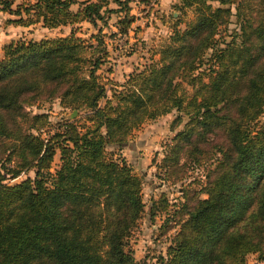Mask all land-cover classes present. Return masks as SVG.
I'll return each instance as SVG.
<instances>
[{
	"label": "trees",
	"instance_id": "16d2710c",
	"mask_svg": "<svg viewBox=\"0 0 264 264\" xmlns=\"http://www.w3.org/2000/svg\"><path fill=\"white\" fill-rule=\"evenodd\" d=\"M129 1L22 0L14 7L16 0H0V11L15 17L9 24L50 29L106 24L105 13H120L118 32L127 33L134 22ZM182 3L193 7L194 20L174 29L159 62L131 73L111 99L96 74L108 54L100 27L91 35L96 45L70 32L2 47L0 143L12 145L8 160L18 157L10 176L33 169L34 177L7 185L0 175V264H139L127 247L144 212L142 180L107 149L172 109L187 118L170 146L174 167L180 156L215 164L206 197L189 201L184 194L183 220L159 264H242L248 254L264 261V127L257 125L264 111V0ZM231 5L239 32L221 42L216 36ZM181 81L192 86L189 97ZM52 99L91 110L92 125L52 124L46 113L26 110ZM55 148L60 164L51 173ZM158 202L167 207L163 197Z\"/></svg>",
	"mask_w": 264,
	"mask_h": 264
},
{
	"label": "rangeland",
	"instance_id": "374dc122",
	"mask_svg": "<svg viewBox=\"0 0 264 264\" xmlns=\"http://www.w3.org/2000/svg\"><path fill=\"white\" fill-rule=\"evenodd\" d=\"M21 2L22 0H16L14 7ZM210 4L213 7L219 6L215 1H211ZM129 6L131 15H134V22L127 33L118 32L116 23L120 13H105L106 24L97 22V26H93L84 21L75 25L50 29L43 27L41 23L29 26L9 24L8 19L15 17L0 11V58L2 47L18 39L38 41L64 37L74 32L75 36L80 37L85 45H96L91 35L97 33V28L100 27L108 54L96 74L100 83L104 85L107 99H111L114 91L122 90L121 84L128 80L131 73L141 71L152 63H158L159 51L169 42L173 30L184 29L196 15L193 7L183 5L182 0H130ZM234 6H229L231 15L219 27V34L216 38L221 42L230 41V35H233V32H239V22ZM110 7H116V5L112 3ZM72 8L75 10L76 5ZM235 42H239V37L235 38ZM97 50L98 48L94 51L95 55H98ZM91 51V48L87 49L86 53L89 54ZM204 81H207V78L204 77ZM180 83L181 88L186 89L187 97H189L193 92L192 86L184 81ZM104 101V98L100 99L99 104H103ZM114 103L116 100L112 99V104ZM26 110L30 115L46 113L52 124L74 120L78 126L92 125L88 119L91 110L84 107L72 110L62 106L59 99L39 100L32 106H28ZM73 111H76L74 115ZM179 115L182 119L177 121ZM186 120L182 112L172 109L166 114L158 115L155 119L145 120L129 133L125 144L121 147L111 145L107 149L108 153L114 154L113 159L116 161L125 159L132 172L142 180L141 193L144 212L129 236L127 247L139 264H159L158 258L166 256L167 248L183 220L180 209L185 197L187 196L189 201L197 197H206L204 193L206 175L213 168L214 159L211 158L198 164L180 156L178 159L180 166L174 167L173 156L170 154L173 139L176 133L183 128ZM257 125L258 129L264 127V111ZM11 147L12 145L7 141L0 143V175L5 177L3 183L7 185H14L27 177H34L33 169L22 171L16 178L10 176L8 169L15 168L18 159L12 156L8 160ZM59 164L60 153L59 149L55 148L50 172L54 173ZM162 197L167 203L165 209L162 208L164 204L158 202ZM152 206L155 210L151 215ZM242 264H264V261L260 260L257 254H248Z\"/></svg>",
	"mask_w": 264,
	"mask_h": 264
},
{
	"label": "water",
	"instance_id": "95a60500",
	"mask_svg": "<svg viewBox=\"0 0 264 264\" xmlns=\"http://www.w3.org/2000/svg\"><path fill=\"white\" fill-rule=\"evenodd\" d=\"M73 112H74V113H73V115H74V114L76 113V111H73ZM73 115H72V116H73Z\"/></svg>",
	"mask_w": 264,
	"mask_h": 264
}]
</instances>
